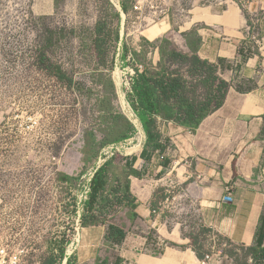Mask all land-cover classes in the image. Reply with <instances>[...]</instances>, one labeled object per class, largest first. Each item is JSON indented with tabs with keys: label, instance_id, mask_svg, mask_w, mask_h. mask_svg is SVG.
Masks as SVG:
<instances>
[{
	"label": "rangeland",
	"instance_id": "374dc122",
	"mask_svg": "<svg viewBox=\"0 0 264 264\" xmlns=\"http://www.w3.org/2000/svg\"><path fill=\"white\" fill-rule=\"evenodd\" d=\"M191 7L189 0H0V264H63L66 256L74 262L77 225L91 173L113 156L116 165L110 171L119 176L126 158L140 154L142 147L134 134L138 137L134 142L127 139L103 147L95 143L88 151L89 132L97 141L103 136L97 128L105 126L99 101L106 95L115 110L137 120L124 92L133 69L122 66L119 55L126 46L128 61L129 50L142 48V37L153 41L167 36L174 40L173 47L185 51L177 28ZM98 24L104 27L102 61L93 41ZM148 58L157 62V56ZM56 66L71 78L70 84L57 78ZM221 66L224 72L218 69L217 76L232 84L233 75L225 72L229 64ZM173 68L183 70L192 100H215L220 94L216 80L201 83V77L185 71L186 64ZM105 76L113 80L116 95H109ZM134 123L140 128L138 120ZM169 151L166 142L163 152H155L160 163ZM167 167L157 175L163 177ZM138 170L147 173L144 167ZM260 175L264 183V157ZM168 176L169 182L153 196V214L169 231L176 229L191 237L198 253H215L219 264H253L244 247L207 225V218L216 215L219 207L202 208L186 189L200 178L195 174L177 181ZM97 215L127 232L142 230L139 225L129 226L127 207L115 205ZM145 251L153 254L151 246Z\"/></svg>",
	"mask_w": 264,
	"mask_h": 264
},
{
	"label": "crops",
	"instance_id": "0c3cea01",
	"mask_svg": "<svg viewBox=\"0 0 264 264\" xmlns=\"http://www.w3.org/2000/svg\"><path fill=\"white\" fill-rule=\"evenodd\" d=\"M177 30L185 46L183 52H190L186 34L195 32L200 38L196 54L214 63H228L230 69L225 72L233 75V83L222 104L212 108L194 129L157 118L161 138L170 145L166 156L170 164L161 177L157 175L162 168L158 154L147 161L136 154L134 168L144 167L147 173L129 178V191L135 198V204L127 207L129 226L139 225L141 232H126L119 245L110 246L104 238L106 224L81 227L72 264H199L189 238L179 230L169 231L152 212L153 195L169 182L170 174L177 181L196 174L198 184L187 185V192L208 211L211 205L219 207L216 215L207 218V225L232 243L244 247L253 244L264 207L260 175L264 157V0H253L245 9L233 2L224 8L193 5ZM154 56L158 60V54ZM245 82L250 85L246 87ZM125 116L143 147L146 134L141 123L138 128ZM134 134L128 138L132 142L138 139ZM152 166L153 175H149ZM226 187L232 188V198L224 202ZM133 213L137 217L133 218ZM156 242L175 245L166 246L157 255L145 251Z\"/></svg>",
	"mask_w": 264,
	"mask_h": 264
},
{
	"label": "trees",
	"instance_id": "16d2710c",
	"mask_svg": "<svg viewBox=\"0 0 264 264\" xmlns=\"http://www.w3.org/2000/svg\"><path fill=\"white\" fill-rule=\"evenodd\" d=\"M58 1L55 0L56 3ZM124 9L125 4L122 3V10ZM103 31L104 27L98 24L94 29L95 38L93 40L97 57L101 61L106 51L100 39ZM115 37L117 38L116 34ZM141 40L143 42L142 48L140 50H129L130 57L128 61L125 62L128 51L126 46L123 47L119 57L123 61L122 66L128 65L133 69L128 87L124 89L125 99L145 131L146 140L139 157L147 161L156 151L163 152L167 142L165 140L163 144L161 141V134L157 129L158 117L194 129L212 108L222 104L229 85L217 76L218 69H222V60L211 63L196 54L200 38L195 35V32H191V35L186 34L189 53L177 50L167 37H161L153 41L142 37ZM155 53L158 54V60L154 64L148 56H153ZM136 64L140 65L136 66ZM185 64L188 67L185 71H188L190 76L198 75V77H201V83L207 84L210 81L213 82V80L218 82L220 94L215 100L207 97L200 101H194L187 96V78L184 76L182 69L180 71L173 68L180 65L184 67ZM56 69L55 75L57 78L63 81L66 80L70 84L71 78H67L59 66H56ZM103 84L105 87L108 86L110 96L116 95L115 84L111 78L105 76ZM108 100L109 98L106 95L99 101L101 108L105 111V126L102 128L98 126L97 130L103 136L101 140L97 141L94 134L89 132L88 151H91L95 143L101 147L116 145L130 138L136 131L132 122L123 113L115 110ZM262 133L264 134V127ZM136 159L135 155L128 156L119 176H114L110 171L116 165L113 156L105 159L102 164L95 168L90 180L87 199L83 202L84 211L81 215L80 226L106 224L104 238L110 246L119 245L125 238L127 231L123 227L113 223L109 224L105 219L99 218L97 212L100 210L107 212L115 205L132 207L135 204V198L129 191V178L130 176L141 178L144 175V171L134 168ZM169 164L170 160L168 158L161 161L163 168H166ZM61 178L66 181L71 180V177L67 175H61ZM151 207L154 209V200L151 202ZM132 217H137V214L133 213ZM191 244L194 245V242ZM244 248L250 254L253 264H264V207L255 231L253 244ZM193 249L198 257L202 258L203 255L198 253L194 246ZM62 255L63 252H61ZM69 264L71 263L69 262Z\"/></svg>",
	"mask_w": 264,
	"mask_h": 264
},
{
	"label": "built area",
	"instance_id": "2783aa9c",
	"mask_svg": "<svg viewBox=\"0 0 264 264\" xmlns=\"http://www.w3.org/2000/svg\"><path fill=\"white\" fill-rule=\"evenodd\" d=\"M197 1L202 2L204 4L203 6H206V4H208L209 6L210 5H222L223 3L226 4L227 1H229V2L235 3L240 8L245 9L247 7V5L253 0H189V2L192 4V6H193V3L197 2ZM252 39H255V37L253 35H252ZM92 174L93 173H91L90 177H92ZM90 180H91V178L88 179V181H90ZM84 198H87V196H84ZM231 198H232V188L226 187L225 188V196L223 198V201L224 202L229 201V200H231ZM152 212L154 213L155 210H153ZM78 225H77V235H78L79 229L81 227L80 223H78ZM165 247L166 246L163 243L156 242L154 245L151 246V249L153 250V254H161ZM73 249H72V251L69 252L68 255H70V253L73 252ZM63 264H69L67 256L64 258ZM199 264H219V261H218L216 254L213 252H210V253L203 254L202 258H200Z\"/></svg>",
	"mask_w": 264,
	"mask_h": 264
},
{
	"label": "bare ground",
	"instance_id": "6f19581e",
	"mask_svg": "<svg viewBox=\"0 0 264 264\" xmlns=\"http://www.w3.org/2000/svg\"><path fill=\"white\" fill-rule=\"evenodd\" d=\"M114 2V1H113ZM129 115L132 117L133 116V113H132V111L129 109ZM133 118V120H134V122H137V120L136 119H134V117H132ZM139 131V130H138ZM140 133V132H139ZM140 146V145H139Z\"/></svg>",
	"mask_w": 264,
	"mask_h": 264
}]
</instances>
